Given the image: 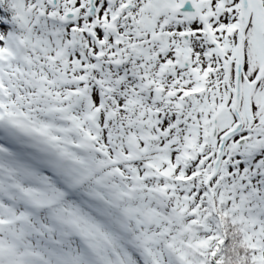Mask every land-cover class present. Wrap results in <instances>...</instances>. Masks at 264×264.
Listing matches in <instances>:
<instances>
[{"label":"snow or ice","instance_id":"6c2138e0","mask_svg":"<svg viewBox=\"0 0 264 264\" xmlns=\"http://www.w3.org/2000/svg\"><path fill=\"white\" fill-rule=\"evenodd\" d=\"M0 264H264V0H0Z\"/></svg>","mask_w":264,"mask_h":264}]
</instances>
